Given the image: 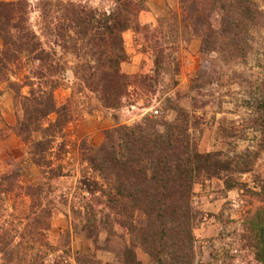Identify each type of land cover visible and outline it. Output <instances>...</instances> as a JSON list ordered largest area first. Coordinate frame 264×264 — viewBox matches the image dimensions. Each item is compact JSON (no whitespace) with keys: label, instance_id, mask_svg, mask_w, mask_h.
Returning <instances> with one entry per match:
<instances>
[{"label":"rangeland","instance_id":"374dc122","mask_svg":"<svg viewBox=\"0 0 264 264\" xmlns=\"http://www.w3.org/2000/svg\"><path fill=\"white\" fill-rule=\"evenodd\" d=\"M25 1L30 23L40 33V0ZM64 1L106 10L114 7V0ZM139 22L138 29L124 32V40L129 55L125 63L135 61L140 68L129 73L136 82L117 108L106 107L79 71L83 63L94 65L93 58L62 47L65 41L55 34L47 32L42 37L45 49L59 61L55 97L58 106L65 107L67 121L41 155L42 163L34 160L40 154L31 153L35 150L31 140L18 135L21 100L6 80L10 74V80L19 82L20 92L27 94L30 87L21 83L32 64L24 59L6 74L0 73V264H78V254L93 255L103 264H122L117 250L129 240L126 230L114 221L113 241L111 245L106 241L107 229L116 219L114 212L104 209L98 214L97 237L85 229L84 207L92 196L84 191L83 181L93 176L86 156L91 147L104 141L107 129L135 125L145 116L174 120L180 108L188 115L201 151L220 150L226 158L252 159L250 171L233 173L239 182L234 188L227 189L224 178L218 177L195 184L200 206L208 213L194 230L201 250L197 264H259L244 233L246 219L264 205V150L255 106L264 79V27L256 34L255 49L245 62L226 64L214 63L215 53L201 52V39L181 20L180 0H147ZM162 49L165 69L157 74L154 61ZM176 61L179 73L174 72ZM57 118L53 112L45 124ZM41 137L40 132L31 134L32 140ZM107 213L110 224H100L103 219L109 221ZM6 243L14 251L10 259L1 251ZM137 255L142 264H153L141 248Z\"/></svg>","mask_w":264,"mask_h":264},{"label":"trees","instance_id":"16d2710c","mask_svg":"<svg viewBox=\"0 0 264 264\" xmlns=\"http://www.w3.org/2000/svg\"><path fill=\"white\" fill-rule=\"evenodd\" d=\"M23 1L0 0L3 40L0 73L6 74L13 64L24 59L32 64L21 83V87H30L27 94L20 92L19 82L10 80V74L6 80L21 100L23 115L17 123L18 135L31 140L35 149L31 153L40 154L34 160L42 163L41 155L67 122L65 107L58 106L55 97L60 84L59 61L45 49L42 37L47 32L55 34L65 41L62 47L73 50L77 56L93 58L94 65L83 63L79 71L87 87L106 107L117 108L136 82L135 76L123 70L129 58L124 32L140 27L139 14L147 9V0H114V7L109 10L64 0H40V33L31 25L28 3ZM180 3L181 20L188 22L191 34L201 39L200 50L204 55L215 53L214 63L233 64L248 59L255 49L256 34L264 27V0H180ZM54 7L57 16L53 15ZM162 52L163 49L154 61L157 74L165 69ZM179 64L176 61L175 73H179ZM258 92L255 106L262 132L260 146L264 150V79ZM53 112L58 118L46 125L45 120ZM33 132H40L42 137L32 140ZM104 135V141L91 147L86 156L93 172L91 178L83 181L84 191L93 198L84 207L86 231L97 237L101 227L98 228L96 217L109 209L116 219L107 229V245L113 241L114 221L129 235L128 241L118 245L122 264H142L138 248L149 255L153 264H197L201 250L194 230L208 213L200 206L195 184L218 177L224 178L227 189L234 188L239 182L233 173L250 171L252 159L226 158V153L220 150L201 151L188 115L181 108L174 120L145 116L135 125L107 129ZM261 192L264 194V182ZM101 205L103 208L98 209ZM109 216L107 213L105 218ZM41 218L37 216L35 221ZM103 220L100 224H110V219ZM245 224L248 246L257 262L264 264V205ZM1 251L6 259L14 253L8 243L2 245ZM76 261L103 264L88 254H78Z\"/></svg>","mask_w":264,"mask_h":264},{"label":"crops","instance_id":"0c3cea01","mask_svg":"<svg viewBox=\"0 0 264 264\" xmlns=\"http://www.w3.org/2000/svg\"><path fill=\"white\" fill-rule=\"evenodd\" d=\"M141 16H143V15H141ZM123 68H124V70H126L127 73H132V72H135L136 69L138 70V68H140V66L137 65L136 62L134 61V62H130V63H125L123 65Z\"/></svg>","mask_w":264,"mask_h":264}]
</instances>
